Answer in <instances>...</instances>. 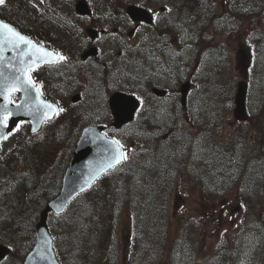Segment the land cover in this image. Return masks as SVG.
Returning a JSON list of instances; mask_svg holds the SVG:
<instances>
[{"label": "trees", "instance_id": "1", "mask_svg": "<svg viewBox=\"0 0 264 264\" xmlns=\"http://www.w3.org/2000/svg\"><path fill=\"white\" fill-rule=\"evenodd\" d=\"M28 1L6 0L0 4V7H5L0 9V18L21 25L23 31L33 38L38 35V21H42L46 44L54 36H58V33H65L54 26L51 19L54 16L67 21L72 19L76 0H38L42 9H47V13L42 9L32 10L28 7ZM134 1L127 0L126 3ZM154 1L156 2L152 4H169L168 12L172 10L178 14L186 7L201 26L198 31L203 44L207 45L214 39V36L204 37L206 35L204 31L211 26L217 29L214 21L217 6L214 0ZM141 2L147 4L150 0ZM235 7L233 15L237 21L254 33L256 17L261 14V0H236ZM166 26L163 25L160 31L165 30ZM237 28L239 27H236V30ZM67 32L71 33L68 29ZM220 33H223L220 41L223 43L228 33L222 30ZM261 35L259 34V38L256 39L257 45L264 44ZM223 48L221 45L218 54H215L209 65L199 74L203 78L205 110L199 119L192 115L189 118L192 128L189 127L183 132L176 124L175 129H169L171 131L164 135L159 129L156 132L151 131L148 127H153L157 122L154 112L146 115L147 123H139L138 115L133 123L121 130H114L110 126L108 96L115 90H126L136 95L135 88L139 77H146L148 73L138 74L139 71H128L127 67L121 72L120 70L114 72L119 79L128 81L126 88L114 85L112 82L114 75L111 72L95 74L93 84L90 83L89 86L98 90L99 95L92 96L87 101L84 105L86 112L76 111L71 118L80 126L88 124L89 121L105 125L106 132L133 152L134 158L131 156L101 176L88 190L76 196L62 215H49L48 226L61 264H186L187 260H181L182 254L176 261L172 251V258L164 262L161 261L159 254L163 250L161 245L169 241L170 236L176 231H172L173 222L169 212L170 197L175 189L183 194L196 190L203 191L204 197L214 198L205 197L207 200L219 201L220 189L238 186L236 199L241 201L243 198L247 203L246 212L249 208L261 211L264 207V187L255 197L253 190L264 181L262 176L253 168H249V165L245 168L244 179L243 175L240 179L238 173L232 169L231 173H228L232 155L238 145L247 140L250 129L247 127L248 123L243 122L226 134L224 117L230 112L234 101L235 81L230 77L227 56ZM72 75L74 74H70ZM61 78L60 75L53 76L52 81L58 87V94L64 92L66 94L70 91L67 84L63 85L60 82ZM102 88L105 89V95L100 96ZM262 97L264 100V96ZM262 103L259 114L264 112V101ZM145 106L140 109H144ZM260 116L261 120H264V113ZM253 121L255 127H252L251 136L256 147L253 144L252 148L259 154L264 153V127L259 126L255 115L249 119V123ZM57 126L46 147L48 149L45 150V158H42L40 153L38 156L30 154L24 144L21 146L22 150L13 152L10 162L5 166L3 177L0 178V243H6L12 248L11 257L14 256L12 258L14 264L21 263L26 252L34 244L36 222L45 203L59 190L60 177L74 145V136L76 137L80 127L74 131L75 125L69 137L63 135L65 123ZM140 130L145 133V142L141 143L137 151H132L131 143L128 144L124 138L126 135L123 134H127L133 141L137 139ZM196 141L201 149L198 152L199 156L191 153V145ZM257 141L261 143L257 145ZM38 148L41 147L38 145ZM26 163H29L28 167L24 166ZM248 164L251 162L248 161ZM203 168L218 170L223 174L222 182L220 184L214 180L207 182L202 173ZM244 183H247V186L251 183V186L246 189ZM250 217L242 218L237 225L236 237L227 235L222 238L223 251H226L229 245L235 243L237 245L238 235L245 231H261L260 226L264 219H259L255 215ZM176 224L180 229L178 232L180 238L177 239V242H180L179 250L184 251L185 244L190 245L189 249L192 250L196 243V234L191 228L196 231L198 226L187 216H182ZM71 255L75 258L73 259Z\"/></svg>", "mask_w": 264, "mask_h": 264}, {"label": "rangeland", "instance_id": "2", "mask_svg": "<svg viewBox=\"0 0 264 264\" xmlns=\"http://www.w3.org/2000/svg\"><path fill=\"white\" fill-rule=\"evenodd\" d=\"M93 6L94 14L95 16H98L99 13L96 12L99 6H101L102 0H88ZM236 0H214V3L216 4V12L217 15L215 17V25L217 29L214 26H211L210 29L205 30L204 32L206 35L204 37H211L214 36V39L207 44V47L215 44L218 42V44L223 45L220 41L222 40V34L220 31H225L227 36L223 39V43L228 45V49L230 51L229 55L226 57L227 61V68L230 69V77L235 81V90L236 85L240 81H249L252 80V86L251 89L248 90L247 93V107L251 111L257 112L258 114L255 115V119L257 118L259 126L264 127V120H261V114L258 112L259 108V100L262 96H264V44L263 49L261 52L256 53L252 52L251 45L253 43L252 39L253 36L251 35L249 29H247L244 25L241 24V22L237 21V18L233 15L232 11V5H235ZM33 2V1H32ZM231 3V4H230ZM125 4H122L123 8H125ZM161 5V4H160ZM160 5H158L160 7ZM157 6V7H158ZM155 7V9H157ZM105 11V10H104ZM230 12V13H228ZM104 13V12H103ZM182 18L187 20V23L191 24L192 26H195L197 28V24L195 21L191 18V15L186 12L183 14ZM60 24H64V22L60 21ZM58 25V24H57ZM255 25H264V20L261 18H257L255 20ZM188 26V25H186ZM239 27L235 32L232 30V28ZM190 29V28H189ZM133 28L129 27L126 31V35L132 31ZM214 30V31H213ZM198 31V29H197ZM143 32V33H142ZM151 32V30H150ZM214 32V33H213ZM133 33H142L141 36L144 37V42L141 43L139 40H136V38H133L131 35L128 36V38H125V46H145L148 45L149 40L148 38L151 37L149 34V31L146 28H141L137 31H133ZM213 33V34H212ZM233 33H236L235 35ZM125 36V34H124ZM188 34H186V38H188ZM203 37V38H204ZM202 38V37H201ZM184 35L182 34V40H184ZM172 46L176 44L173 39H170ZM195 40L194 36L193 39H189L188 41ZM187 44V43H186ZM205 44L201 43L200 46L195 45V49L200 50L203 48ZM185 46V44L183 45ZM177 50L182 49V44H178ZM119 52H121V56L124 57L125 65H129L130 62L127 60V58L123 55V51L121 48L118 49ZM194 50L190 46L187 48V51L182 50L181 54L182 57L186 60L189 58V60L192 58V55L197 56L198 53H193ZM207 55V54H205ZM72 57H75L74 54L71 55ZM73 60V59H72ZM135 63V62H134ZM194 66L197 65V68L199 69V61L196 58L194 60ZM162 78V77H160ZM159 79L157 77H152L151 82H156ZM195 81H198L195 79ZM162 87H165L169 90V95H174L179 91V85L175 87L174 83L166 81L164 79L163 82L159 84ZM193 91L196 90V84L191 88ZM77 93V92H73ZM72 94V95H73ZM153 103L156 105V109L158 110V116L160 119V122H165L167 124H173L175 121V116L177 114L180 115V118L182 121H185L186 118V124L184 128L186 129L189 125V118H191L192 113H198L201 114L205 110L204 103L202 100L198 103L194 102V105L189 107L187 109H180L175 103L176 100L170 99L166 101L161 102L153 101ZM177 104H179V98L177 100ZM234 105L232 104L230 112H227L224 117V124L226 125V134L231 132L237 122L233 118V111ZM69 111V108L67 109ZM68 118L64 119V122H67ZM252 127H255V122H251L249 124ZM23 126H20L14 133H12L10 136L7 137L5 141H3L0 145V175L3 173L2 170L6 169L4 166L5 162H7L8 155L10 154V150L13 149H20L21 144L26 140L25 133L22 130ZM129 140V139H128ZM257 140V139H256ZM134 141V140H133ZM145 141V134L139 133L138 139L133 142L134 146L133 149L135 151L139 148V143H143ZM250 141L246 140V142L242 143L240 145V148L244 147V150L247 148H250ZM131 142V141H130ZM141 145V144H140ZM34 151V150H33ZM198 151V148H196V153ZM31 154V150H29ZM246 154H249L246 152ZM253 157V156H252ZM254 163H258L259 156L253 157ZM25 167L29 166V163L24 164ZM262 165H258L256 168H260ZM259 172H262L259 170ZM208 180H217V172L204 171L203 173ZM264 174V171L262 172ZM261 174V175H262ZM221 178V177H220ZM187 191V190H186ZM258 194V193H257ZM206 197V196H205ZM204 197V194H202L199 190H196L194 192L183 194L178 189H175L173 193L171 194V204H170V216H171V222L172 224V231L174 232L176 230L175 224L177 223L178 219H180L182 216H187L188 218L193 219L195 224L198 226V233L196 234V241L201 243L200 245H197V242L194 244V248H198V252L196 253V257L199 258V261L202 260L205 256H212L214 254V251L212 250L213 247H215L219 240H222L225 236L228 235V237L233 234L236 230V222L239 221L240 215L242 214V205L238 202V200L235 199V190L234 191H226L223 192L221 195L220 201L217 200H207V199H214L212 197ZM251 214V211L249 212V215ZM261 214V213H260ZM260 214L257 218L261 219ZM264 227V222L263 225ZM244 244L243 249V261H239L240 264H248V262H253L254 260V253H258V256L261 257L262 262L264 264V239L262 242V239H260L259 234L256 232V234H252L250 231L246 234L245 239H242ZM260 243L262 246H260ZM202 248V249H201Z\"/></svg>", "mask_w": 264, "mask_h": 264}, {"label": "water", "instance_id": "3", "mask_svg": "<svg viewBox=\"0 0 264 264\" xmlns=\"http://www.w3.org/2000/svg\"><path fill=\"white\" fill-rule=\"evenodd\" d=\"M2 1V0H0ZM76 12L80 15L90 14L88 3L81 0L76 5ZM127 13L136 21L150 22V15L144 10L128 6ZM20 35L10 25L0 21V42L4 48L0 49V141L6 137L20 120H28L32 124L31 131L35 132L44 120L51 119L58 111V107L45 101L38 90L28 81V69L39 63L52 62L53 54L42 47L35 46L27 37ZM22 36V35H20ZM13 42L23 44V49L17 51L12 47ZM91 50L90 53H93ZM189 83L181 86L182 100L185 99ZM18 91L21 99L17 105H12L10 93ZM163 95L157 89L153 90ZM246 84L239 82L235 94L236 120L247 119L246 112ZM77 96L72 98L76 101ZM138 101L130 95L116 92L109 98V107L113 116V126L120 128L131 122ZM9 114L8 125L4 124V115ZM102 127H85L77 141L72 158L65 171L60 193L47 203L41 212L36 225L37 242L25 258L24 264H59L52 249L46 219L48 212L62 213L69 201L78 193L86 190L102 173L123 160V149L113 139L101 133ZM9 250L0 246V260Z\"/></svg>", "mask_w": 264, "mask_h": 264}, {"label": "flooded vegetation", "instance_id": "4", "mask_svg": "<svg viewBox=\"0 0 264 264\" xmlns=\"http://www.w3.org/2000/svg\"><path fill=\"white\" fill-rule=\"evenodd\" d=\"M162 11V10H161ZM97 12V11H96ZM95 13V12H94ZM98 13V12H97ZM152 20L157 19V12L152 10ZM112 18V20L118 24V25H122L124 24V12L122 10H120L118 7H114L113 10L109 13H104L98 16H95V14L90 15L88 17H84V18H78L76 17L75 21L72 22V25L74 27V35L72 37L73 39V43H67L66 46H61L59 48H57V50H54L56 54L59 55V52L64 50L66 51V49L72 48L73 50L77 49V51L80 53V58H79V63L81 66H91L93 64H95V59L96 56L100 55L101 59H106L107 58V62H108V70L107 72H111V74L114 75V72H117L118 70H122L123 65H124V57L121 56V52L118 51L119 48L122 49V53L125 57L130 56L131 55V51H129L128 49H126L125 46V38L119 35V27L116 28L115 25H111L110 24V19ZM71 23V22H70ZM141 23H135L134 24V28L133 31H137L139 30V27L141 26ZM18 27V26H17ZM63 28V26L61 27V29ZM20 29V28H19ZM90 29H93L94 32H89ZM21 30V29H20ZM60 36H54L51 40H49L47 42V44L44 41V23L42 21L38 22V35L35 37L37 41L36 43L44 46L46 48H50L51 46H54L55 42L58 40ZM96 47L97 48V53L95 56L90 57H83L81 56L83 52H85L87 49L91 48V47ZM63 51V52H64ZM77 53L75 52V55ZM150 59L148 60L149 63H153L152 60V56L153 55H149ZM138 57H142V55L138 56ZM40 67V66H39ZM38 68V67H37ZM34 69V71H30V74L33 72H37V79L38 81H43L44 79V72H43V68L40 67L38 69ZM85 69H88L85 68ZM89 70V69H88ZM115 76V75H114ZM155 77V76H153ZM118 77L115 76V79H117ZM152 77L150 76L148 79V84L146 85L145 88H147L148 86H156L154 84H156V82H152L150 84ZM146 81L145 78L140 77L139 81H138V87H141L142 84ZM33 82V81H32ZM166 89L165 87H161ZM139 89V88H137ZM140 95L145 99L148 100V98H152L153 100L155 99L154 95L150 96L149 94H147L144 90L140 91ZM20 95L14 94L13 98L15 99H19ZM179 97L178 94H174V95H169V90L166 89V95L164 100H170V99H174L177 100Z\"/></svg>", "mask_w": 264, "mask_h": 264}]
</instances>
